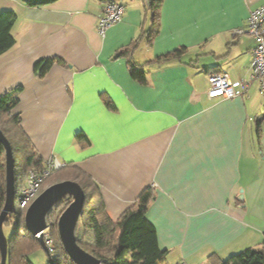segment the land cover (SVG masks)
<instances>
[{"label":"crops","instance_id":"obj_1","mask_svg":"<svg viewBox=\"0 0 264 264\" xmlns=\"http://www.w3.org/2000/svg\"><path fill=\"white\" fill-rule=\"evenodd\" d=\"M118 1L122 19L101 36L102 0H0L17 18L0 55V97L20 89L13 112L33 148L95 182L112 222L151 190L146 219L167 251L158 264H213L211 255L261 247L264 97L256 83L233 99L207 90L212 74L248 79L254 42L235 31L264 0H163L153 37L144 1ZM139 36L131 62L144 84L116 57ZM44 59L65 66L39 79Z\"/></svg>","mask_w":264,"mask_h":264},{"label":"trees","instance_id":"obj_2","mask_svg":"<svg viewBox=\"0 0 264 264\" xmlns=\"http://www.w3.org/2000/svg\"><path fill=\"white\" fill-rule=\"evenodd\" d=\"M28 7H38L56 0H21ZM107 3L111 0H102ZM163 0H147V8L152 13V28L145 34L153 37L158 32L159 10ZM16 15L11 11L0 12V55L13 46L12 30L16 23ZM142 36V35H141ZM120 50L116 57L127 59V66L131 71V77L144 84L143 73L134 69L131 62L132 54L137 49L140 37ZM151 39V38H150ZM150 39L148 40L150 42ZM54 63L65 64L57 59H44L35 63L34 75L42 79ZM15 91L0 97V131L9 142L14 159V189H15V213L5 219L3 225H12L14 230L7 241L6 264H32L27 256L30 252L40 249L38 240L32 237L24 226L25 210L20 207L18 201L19 192L25 185L29 170H39L45 165L43 159L23 133L20 126L19 114L14 113L18 99ZM264 115L256 120V128L259 130L260 122ZM84 136L77 135V140H84ZM56 179L52 184L71 181L77 183L84 192L85 200L76 233L77 245L97 258L102 264H158L167 256V251H161L157 246L155 228L146 219L148 205L153 199L150 189H146L139 196L135 205L126 210L121 217L112 222L105 215L104 203L98 185L83 172L70 164L53 172ZM39 194L45 189L44 182ZM38 194V195H39ZM5 201V154L0 144V212ZM71 203L70 199L62 201L48 216V222L54 216L55 210L60 207L66 209ZM63 209V210H64ZM52 229V227H50ZM82 230V231H81ZM81 231V232H80ZM89 233L88 239L83 234ZM55 248L53 254H48L53 264H74L64 252L57 233L54 232ZM42 249V248H41ZM109 254V257L107 256ZM213 264H264V241L260 248H248L238 254L231 255L224 260L215 255L209 257Z\"/></svg>","mask_w":264,"mask_h":264},{"label":"water","instance_id":"obj_3","mask_svg":"<svg viewBox=\"0 0 264 264\" xmlns=\"http://www.w3.org/2000/svg\"><path fill=\"white\" fill-rule=\"evenodd\" d=\"M0 144L5 154V201L0 212V264L7 261V240L2 227L5 219L15 213L14 189V159L9 142L0 131ZM65 199H70V205L61 213L57 220V235L59 242L74 264H102L97 258L81 249L76 242V233L84 205V192L81 187L71 181H63L45 188L27 206L24 213V226L27 232L36 238L41 248L44 246L42 232L48 227V216ZM23 205V204H22ZM49 264L53 260L48 256Z\"/></svg>","mask_w":264,"mask_h":264},{"label":"built area","instance_id":"obj_4","mask_svg":"<svg viewBox=\"0 0 264 264\" xmlns=\"http://www.w3.org/2000/svg\"><path fill=\"white\" fill-rule=\"evenodd\" d=\"M147 5V0H143ZM124 7L118 0H111L104 4L101 17L98 20L97 32L103 36L106 31L118 24L123 16ZM238 35H248L253 39L252 61L249 68V77L240 84H232L226 74L216 73L208 77L207 97L211 100L233 99L243 96L252 83L258 86V93L264 97V6L249 12L246 26L235 31ZM54 159L47 160L42 169L29 170L26 176L25 185L19 192L18 201L20 207L28 206L35 199L40 191L43 181L53 172L64 167ZM23 204V205H22ZM48 227L42 232L44 246L48 254H53L54 243L49 237Z\"/></svg>","mask_w":264,"mask_h":264},{"label":"rangeland","instance_id":"obj_5","mask_svg":"<svg viewBox=\"0 0 264 264\" xmlns=\"http://www.w3.org/2000/svg\"><path fill=\"white\" fill-rule=\"evenodd\" d=\"M145 3V2H144ZM146 5V3H145ZM147 7V5H146ZM56 173L53 174L52 177L48 178L45 182H44V187L47 188L48 186L52 185L53 181H55L56 179ZM30 203H28L29 205ZM24 209V208H23ZM64 207H60L57 210H55V214L54 216L50 219V222L52 224V229H49V237L53 240L54 246H55V241H54V232L57 233V220L59 218V216L61 215V213L65 210H63ZM24 216V213H23ZM14 230V227L12 225H3L2 227V231L3 234L6 238V240L8 241V239L10 238L12 232ZM82 231V230H81ZM80 231V232H81ZM83 234V233H82ZM89 233H87V235L83 234V238L88 239L89 237ZM260 248V247H259ZM107 256L109 257V254H107ZM28 260L32 263V264H49L48 262V255L47 253L43 250V249H36L32 252H30L27 256ZM132 264H136V262H133Z\"/></svg>","mask_w":264,"mask_h":264}]
</instances>
